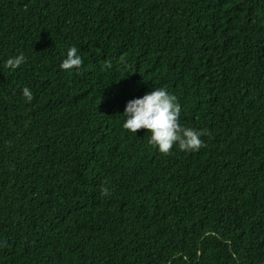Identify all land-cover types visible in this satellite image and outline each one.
Returning a JSON list of instances; mask_svg holds the SVG:
<instances>
[{"label":"trees","instance_id":"1","mask_svg":"<svg viewBox=\"0 0 264 264\" xmlns=\"http://www.w3.org/2000/svg\"><path fill=\"white\" fill-rule=\"evenodd\" d=\"M157 88L200 150L123 128ZM0 264H264V0H0Z\"/></svg>","mask_w":264,"mask_h":264},{"label":"clouds","instance_id":"2","mask_svg":"<svg viewBox=\"0 0 264 264\" xmlns=\"http://www.w3.org/2000/svg\"><path fill=\"white\" fill-rule=\"evenodd\" d=\"M25 62L23 55L9 58L5 66L15 70ZM83 64L78 49L73 46L67 51V58L60 65L63 70L79 69ZM111 65L106 62V67ZM23 95L31 102L33 95L28 88H24ZM180 105L175 95L165 88H157L147 92L141 98L133 99L126 104L123 116L126 120L123 128L136 134L138 130L145 129L150 133L149 143L156 146L161 154H169L174 144L181 151H198L204 147L202 136L208 135L206 131H196L184 127L179 122ZM103 194L108 195L109 190L103 189Z\"/></svg>","mask_w":264,"mask_h":264}]
</instances>
